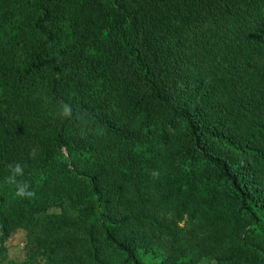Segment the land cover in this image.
Segmentation results:
<instances>
[{
    "label": "trees",
    "instance_id": "16d2710c",
    "mask_svg": "<svg viewBox=\"0 0 264 264\" xmlns=\"http://www.w3.org/2000/svg\"><path fill=\"white\" fill-rule=\"evenodd\" d=\"M18 230L20 264H264V0H0V264Z\"/></svg>",
    "mask_w": 264,
    "mask_h": 264
},
{
    "label": "rangeland",
    "instance_id": "374dc122",
    "mask_svg": "<svg viewBox=\"0 0 264 264\" xmlns=\"http://www.w3.org/2000/svg\"><path fill=\"white\" fill-rule=\"evenodd\" d=\"M59 209H52L50 212H59ZM25 238L26 232L24 230H18L11 235L8 239L6 245L8 248V258L4 261V264L22 263L26 258V249H25ZM148 264H156L154 258L147 259ZM202 264H215L214 262L204 261Z\"/></svg>",
    "mask_w": 264,
    "mask_h": 264
},
{
    "label": "clouds",
    "instance_id": "9594fccd",
    "mask_svg": "<svg viewBox=\"0 0 264 264\" xmlns=\"http://www.w3.org/2000/svg\"><path fill=\"white\" fill-rule=\"evenodd\" d=\"M70 113H71V109L69 107L65 106L64 115L68 116V115H70ZM15 171L17 173H20L22 171V169L17 165ZM15 195L17 197H32L34 195V193L32 191H28L27 186L23 185V186L18 187L17 191L15 192Z\"/></svg>",
    "mask_w": 264,
    "mask_h": 264
}]
</instances>
